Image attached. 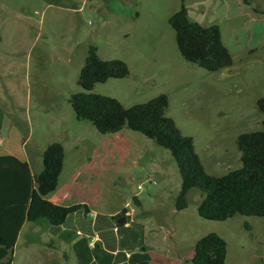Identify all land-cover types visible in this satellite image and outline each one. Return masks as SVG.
Wrapping results in <instances>:
<instances>
[{
    "label": "rangeland",
    "instance_id": "rangeland-1",
    "mask_svg": "<svg viewBox=\"0 0 264 264\" xmlns=\"http://www.w3.org/2000/svg\"><path fill=\"white\" fill-rule=\"evenodd\" d=\"M182 1L192 20L219 26L231 66L208 71L180 54L168 18ZM92 45L101 58L121 59L129 68L126 77L96 83L92 92L114 97L125 107L166 94L165 114L192 136L210 174L239 167L237 135L264 129L257 107V99L264 97V0H0V155L28 158L37 174V161L42 164L40 154L50 139L65 144L69 161L74 141L88 139L96 145L109 135L77 119L69 103L72 93L83 91L79 71ZM154 145L166 159L164 168L170 165L169 177L154 166L126 161L123 173L112 170L101 178L100 199L104 205H136L135 197L142 205H164L167 243L149 233L144 237L148 227L118 226L117 232L104 229L107 243L98 253L97 246L83 244L90 223L70 220L82 230L74 252L57 238L66 252L37 257L32 250L49 239L43 232L37 236V222H26L11 264H160L161 253L173 264H193L195 243L209 232L226 241L224 264H264V216L202 218L195 189L187 193V207L174 210L178 170L170 152ZM149 217L139 220L149 222Z\"/></svg>",
    "mask_w": 264,
    "mask_h": 264
},
{
    "label": "trees",
    "instance_id": "trees-1",
    "mask_svg": "<svg viewBox=\"0 0 264 264\" xmlns=\"http://www.w3.org/2000/svg\"><path fill=\"white\" fill-rule=\"evenodd\" d=\"M249 4L250 0H243ZM175 31L180 54L208 71L233 64L228 47L222 42L217 24L204 26L189 17L183 1L168 18ZM129 74L121 59H103L96 46L88 48L79 71L83 91L72 93L69 103L77 119L90 121L100 133H114L123 128L142 133L155 144L167 149L178 170L180 190L175 208L187 207V193L200 192L197 212L209 220H225L235 214L264 216V129L242 132L236 144L241 152V165L222 175H213L195 150L192 136L183 134L175 121L165 114L166 94H158L142 103L125 107L118 99L92 92L96 83ZM263 114L264 97L257 99ZM64 161V147L59 141L49 142L42 152V169L32 174L25 160L11 154L0 155V264H11L13 250L24 222L45 219L58 226L84 204L64 206L46 196L57 187ZM226 241L216 232L200 237L194 246L193 264H224Z\"/></svg>",
    "mask_w": 264,
    "mask_h": 264
},
{
    "label": "crops",
    "instance_id": "crops-1",
    "mask_svg": "<svg viewBox=\"0 0 264 264\" xmlns=\"http://www.w3.org/2000/svg\"><path fill=\"white\" fill-rule=\"evenodd\" d=\"M104 136L105 137L100 138L96 145L88 139H83L80 143L74 141V151L69 161H67L65 153L66 146L61 142L64 147L63 167L59 175L57 187L54 191L49 193L46 198L53 203L64 206L84 204L87 206L88 210L79 209L69 214L65 222L56 227H51L52 225L45 219L34 221L37 222V236L40 232H43L46 236L45 239H49V242L40 240V245L37 247V250H32L37 253V257L58 256L61 252H66V246L58 242L55 243V239L57 238H59L60 241H65L67 245L69 243L70 248L72 247V250L74 249L75 242L78 238L77 235L82 233V230L77 228L76 223L73 225L72 223L70 224V220L75 222L84 220L90 223L86 231L83 229V231H85L83 232L85 236H83V244L86 243L90 248H95L97 246L98 253L104 250V244L107 243L104 229L106 228L117 232L118 226H122V228H125V226L129 228L131 226L140 225H142L143 228L148 227L143 231L144 237L149 233L150 238L162 240L163 245L167 243L170 231L168 228L166 229V227H168L167 219L163 218L165 214L164 205H142L138 197H135L134 200L136 205H104L100 199V192L102 187L101 178L112 170H115L117 173H123L122 170L124 169L126 161H131L136 167L139 165L142 167H147L149 165L152 167L154 166L158 171H163L165 174L164 176L167 178L170 175V165L164 168V161L166 162V159L159 156L161 151L155 147V143L152 139H142L138 135H135V133H131L127 128ZM52 141L59 140L53 138L47 143ZM82 146H85V148ZM84 152H86V155ZM164 154L168 162L169 155L167 153ZM41 156L40 154V157ZM25 161L28 162L31 173L36 174L33 172L30 160L26 158ZM42 166L40 161H37V173L41 171ZM174 210L178 211L175 205ZM151 215L156 220L149 217ZM74 217L76 218L73 219ZM123 217L126 218L125 222L120 221ZM143 217H149V222H142V220H139ZM25 223L26 222L23 223L21 229ZM115 227L117 229H115ZM34 231L36 230L34 229ZM30 233L32 232L30 231ZM25 234L28 235L27 233ZM163 248L161 251H163ZM143 249L145 250L144 247ZM158 257H160L163 262L160 264H173L163 253L158 255ZM140 264L153 263L141 260Z\"/></svg>",
    "mask_w": 264,
    "mask_h": 264
},
{
    "label": "built area",
    "instance_id": "built-area-1",
    "mask_svg": "<svg viewBox=\"0 0 264 264\" xmlns=\"http://www.w3.org/2000/svg\"><path fill=\"white\" fill-rule=\"evenodd\" d=\"M2 141H3V139H2V137L0 136V144H2ZM148 181L150 182L151 179L149 178Z\"/></svg>",
    "mask_w": 264,
    "mask_h": 264
},
{
    "label": "water",
    "instance_id": "water-1",
    "mask_svg": "<svg viewBox=\"0 0 264 264\" xmlns=\"http://www.w3.org/2000/svg\"><path fill=\"white\" fill-rule=\"evenodd\" d=\"M125 220H126V218L123 217L120 221L125 222Z\"/></svg>",
    "mask_w": 264,
    "mask_h": 264
}]
</instances>
